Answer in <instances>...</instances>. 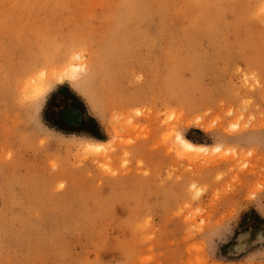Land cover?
<instances>
[{"label":"rangeland","instance_id":"obj_1","mask_svg":"<svg viewBox=\"0 0 264 264\" xmlns=\"http://www.w3.org/2000/svg\"><path fill=\"white\" fill-rule=\"evenodd\" d=\"M0 264H264V0H0Z\"/></svg>","mask_w":264,"mask_h":264},{"label":"flooded vegetation","instance_id":"obj_2","mask_svg":"<svg viewBox=\"0 0 264 264\" xmlns=\"http://www.w3.org/2000/svg\"><path fill=\"white\" fill-rule=\"evenodd\" d=\"M54 108H56V112L51 119L58 127L64 129L88 127L89 120L76 102L68 103V99H65V103L62 107L56 104Z\"/></svg>","mask_w":264,"mask_h":264},{"label":"bare ground","instance_id":"obj_3","mask_svg":"<svg viewBox=\"0 0 264 264\" xmlns=\"http://www.w3.org/2000/svg\"><path fill=\"white\" fill-rule=\"evenodd\" d=\"M82 66V65H81ZM78 67V66H77ZM79 68V67H78ZM82 69V68H81ZM68 72L72 73V72H75L76 70V66H70ZM37 89L38 92L41 91V87H37L35 88ZM137 113H140V111L137 110ZM177 137H179V139H177ZM177 143L180 145V148H182V150L184 152H189L192 154L195 153V152H201L199 151V149H204V151H206V148L203 147V146H199V145H195L193 143H191L190 141L186 140L185 138H183L180 134H177V136L175 137ZM88 146V149L93 152V153H101L102 155L106 152L105 150L108 149V147L106 148V143H90V144H87ZM213 150H218V147H215ZM202 151V152H204ZM193 188V186H192Z\"/></svg>","mask_w":264,"mask_h":264},{"label":"snow or ice","instance_id":"obj_4","mask_svg":"<svg viewBox=\"0 0 264 264\" xmlns=\"http://www.w3.org/2000/svg\"><path fill=\"white\" fill-rule=\"evenodd\" d=\"M177 139H179V137H177ZM199 151H204V149H199Z\"/></svg>","mask_w":264,"mask_h":264}]
</instances>
